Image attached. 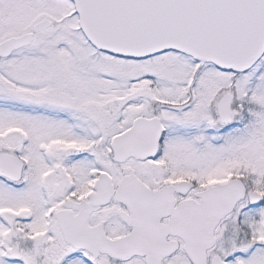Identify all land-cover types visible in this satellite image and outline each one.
<instances>
[{"label":"snow or ice","instance_id":"1","mask_svg":"<svg viewBox=\"0 0 264 264\" xmlns=\"http://www.w3.org/2000/svg\"><path fill=\"white\" fill-rule=\"evenodd\" d=\"M0 264H264V0H0Z\"/></svg>","mask_w":264,"mask_h":264}]
</instances>
